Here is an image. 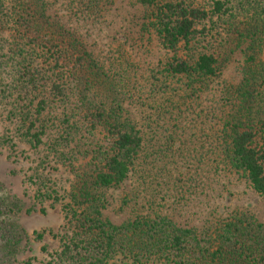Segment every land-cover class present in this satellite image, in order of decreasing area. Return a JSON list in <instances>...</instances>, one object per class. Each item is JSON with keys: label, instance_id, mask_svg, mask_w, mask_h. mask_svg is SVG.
<instances>
[{"label": "trees", "instance_id": "16d2710c", "mask_svg": "<svg viewBox=\"0 0 264 264\" xmlns=\"http://www.w3.org/2000/svg\"><path fill=\"white\" fill-rule=\"evenodd\" d=\"M137 1L150 8L149 24L173 53L165 71L186 78L190 90L214 77L246 44L242 80L223 93L235 102L220 130L221 163L241 173L264 197V0H212L208 7L193 0ZM117 81L75 33L50 19L45 0H0V110L15 119L18 137L37 147L47 128L44 112L59 104L66 125L50 150L62 155L69 146H85L84 161L77 167L70 162L75 178L63 205L61 247L51 264H117L118 259L128 264L153 258L161 264H264V224L252 216L232 213L210 231L180 226L164 214L119 224L103 217L104 190L127 178L142 145L140 129L125 114ZM73 96L84 129L92 134L101 128L106 144L82 142L79 121H71L78 112L75 101L70 105ZM22 206L0 183V264L18 258L28 242L17 220Z\"/></svg>", "mask_w": 264, "mask_h": 264}, {"label": "rangeland", "instance_id": "374dc122", "mask_svg": "<svg viewBox=\"0 0 264 264\" xmlns=\"http://www.w3.org/2000/svg\"><path fill=\"white\" fill-rule=\"evenodd\" d=\"M45 1L50 19L75 33L107 74L119 81L125 114L142 134L127 178L104 190L103 217L119 224L136 216L164 214L180 226L210 231L230 214L240 213L264 224V197L241 173L224 167L220 154L223 117L235 102L223 93L226 86L242 80L246 44L194 91L187 88L186 78L165 71L173 53L149 24L148 6L137 0ZM211 1L193 0L205 7ZM116 93L120 97L119 90ZM70 101L79 112L74 110L71 121H79L82 142L106 144L101 128L92 134L84 129L76 96ZM62 108L56 104L44 112L47 128L37 147L21 140L15 119L0 110V183L23 203L17 220L28 237L19 257L7 264H51L60 250L63 205L75 178L70 162L77 167L86 155L85 146L81 150L69 146L62 155L50 150L66 125ZM128 264H161V260Z\"/></svg>", "mask_w": 264, "mask_h": 264}]
</instances>
